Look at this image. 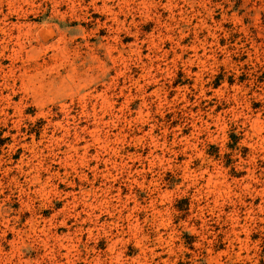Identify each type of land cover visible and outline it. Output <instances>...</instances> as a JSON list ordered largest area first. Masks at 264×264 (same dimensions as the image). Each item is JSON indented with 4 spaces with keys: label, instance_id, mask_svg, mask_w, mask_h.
Wrapping results in <instances>:
<instances>
[{
    "label": "rangeland",
    "instance_id": "rangeland-1",
    "mask_svg": "<svg viewBox=\"0 0 264 264\" xmlns=\"http://www.w3.org/2000/svg\"><path fill=\"white\" fill-rule=\"evenodd\" d=\"M0 264H264V0H0Z\"/></svg>",
    "mask_w": 264,
    "mask_h": 264
}]
</instances>
